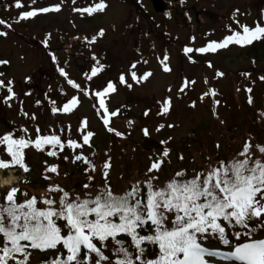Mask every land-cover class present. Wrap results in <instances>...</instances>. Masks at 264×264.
<instances>
[{"label":"rangeland","instance_id":"1","mask_svg":"<svg viewBox=\"0 0 264 264\" xmlns=\"http://www.w3.org/2000/svg\"><path fill=\"white\" fill-rule=\"evenodd\" d=\"M15 2L0 0V19L11 25H0V31L7 32L0 36V60L8 61L0 64V80L12 81L14 92L5 101L9 93L0 88V137L9 134L35 140L38 135H55L63 145H56L55 151L51 144H42L41 150L31 146L24 150L30 171H18L16 183L28 197L39 200L44 194L59 201L62 193H47L49 185H59L73 199L77 194L84 198L86 193L94 197L106 185L122 195L137 181L147 192L143 182L149 176L158 177L152 183L163 188L178 179L177 172L189 178L206 174L246 142L264 145V81L260 79L264 76V35L244 46L233 42L204 53L196 51L211 42H223L233 31L243 33L240 24L264 26V0H167L164 14L155 13L150 0H103L106 8L91 15L82 10L101 0H21L20 8ZM55 5H60L58 11L19 20L21 12ZM185 48L193 51L186 53ZM121 74L131 88L120 83ZM69 79L80 87L70 85ZM109 81L115 90L107 89ZM98 91L103 94L97 96ZM73 96L79 103L70 112L62 111ZM53 108L60 110L53 113ZM88 131L94 135L84 144ZM69 140L78 146L70 147ZM164 149L169 150L166 157ZM49 151L55 155L49 156ZM77 155L89 163L74 161ZM0 157L8 159L3 146ZM161 160L159 170L149 173L151 164ZM106 163L110 167L105 168ZM51 165L57 166L56 172L46 171ZM25 178L30 183H22ZM85 184L90 186L86 189ZM5 192L0 187V202ZM24 199L17 194L18 202ZM36 206L46 207L40 202ZM166 223L171 227V214ZM227 231L235 244L233 230ZM253 238H264V229ZM94 243L100 246L98 240ZM106 244L104 255L114 262L118 246L111 238ZM206 244L230 250L215 238ZM128 251L135 255L132 245ZM157 252L158 247L150 258ZM56 255L57 250L34 254L28 264H43ZM216 264L236 262L218 260Z\"/></svg>","mask_w":264,"mask_h":264},{"label":"snow or ice","instance_id":"2","mask_svg":"<svg viewBox=\"0 0 264 264\" xmlns=\"http://www.w3.org/2000/svg\"><path fill=\"white\" fill-rule=\"evenodd\" d=\"M31 3H35V0H31ZM22 6L21 0H16L15 7ZM105 8L106 4L101 0L100 3L82 11L91 15L93 11H103ZM59 9L60 5H55L24 11L20 13L19 20L34 17L38 12L47 13ZM0 25L11 28L3 19H0ZM239 27L243 29V33L233 31L223 42H211L207 47L196 51L204 53L226 47L228 43L233 42L244 46L264 35V26L259 23L255 28L246 24H240ZM6 35V31H0V36ZM100 35H103V30H100ZM184 51L188 53L193 49L185 48ZM6 63L8 61L0 60V64ZM59 71L61 75L67 76L63 69ZM96 71L97 69L93 68L92 74L95 75ZM2 75L3 73H0V76ZM149 75L151 74L145 73V76ZM217 75L222 76L223 73L218 72ZM132 76L137 79L135 72H132ZM260 79L264 81V76ZM12 83L9 80L5 84L0 80V88H7L9 93L7 97H3L5 101L14 96ZM68 83L75 88L80 87L71 79ZM120 83L132 87L127 84L124 74L120 76ZM107 89L115 90L111 81L107 83ZM247 91L250 93L252 89ZM102 94L96 92L97 96ZM251 102L249 97V103ZM78 103V98L73 96L63 105L62 111L70 112ZM100 103L103 107L104 101L101 100ZM215 103L218 104L219 101ZM59 110L52 109L53 113ZM104 123L107 125L109 121L105 119ZM108 130L113 131L111 128ZM147 134L145 130V135ZM93 135L94 133L88 131L83 137L84 144H89V138ZM116 135L122 134L116 132ZM42 144L60 145L63 148L60 138L55 135H38L35 140L13 138L9 134L0 137V146L4 147V153L8 157H0V178L7 179L9 173L17 178L13 183L2 186L6 188V192L3 203H0V237L3 238V244L0 246V264H9L10 261L12 264H28L31 256L29 247L40 251L57 250L56 257L44 261L43 264H216L218 260L236 264H264V238H253L254 233L264 229V160L253 159L250 152L252 145L249 142L245 143L243 150L238 154L244 157L243 159L221 161L219 166L210 167L206 174L196 173L192 178L185 179V172H177L175 177L179 179L173 178L163 188L154 187L152 181L158 177L149 176L143 182L147 188L146 197H141L139 181L122 195L113 193L111 186L106 185L94 197L86 193L84 198L77 194L74 199L59 185H49L47 193L60 192L62 195L57 201L42 194L39 202L46 207L41 209L36 206L38 198L28 197L27 192L22 191L16 181L19 179L18 171H30L25 162L24 150L29 146L41 150ZM68 145L73 148L78 146L76 141L72 140L68 141ZM256 147L264 154V146ZM168 151L164 149L162 155L166 157ZM47 154L55 155L51 151ZM82 159L89 163L81 155L74 157V161ZM162 162L154 161L148 172L158 171ZM90 167L95 168L94 165ZM107 167H110L108 163L105 164V168ZM46 171L54 173L57 166L51 165ZM104 176L107 178L106 172ZM45 179L49 177L45 176ZM21 182L30 183L26 178ZM89 186L84 185L86 189ZM18 193L25 197L22 202L17 201ZM57 203L59 207H54ZM170 214L171 227L166 223ZM58 220L65 221L66 235L57 223ZM149 223L152 225L149 233L141 234ZM228 228L233 230L232 235L237 241L235 244L229 239ZM238 228L244 231H238ZM121 234L130 238L132 247L136 250L134 256L125 247L126 241L118 239ZM210 237L218 239L230 250L220 251L208 246L206 242ZM110 238L118 246L114 249V262L103 252ZM95 240L100 242L99 247L94 243ZM147 244L158 247L154 258L145 256ZM58 245L63 246L66 255L58 250Z\"/></svg>","mask_w":264,"mask_h":264},{"label":"trees","instance_id":"3","mask_svg":"<svg viewBox=\"0 0 264 264\" xmlns=\"http://www.w3.org/2000/svg\"><path fill=\"white\" fill-rule=\"evenodd\" d=\"M260 146H264V145H260ZM242 150H243V148L237 150L235 153H233V155H232L231 157H229V158L226 157V158L220 160V162H221V161L228 162V161L233 160L234 158L243 159L244 157H241V156L238 155ZM250 152H251V154H252V156H253V159L260 158V159L264 160V154L260 153L259 150H258V148H257L256 146L252 145V147H251V149H250ZM215 166H219V163L216 164ZM207 171H208V170H207ZM184 178H185V179H190V178L187 177V176H185ZM178 179H179V178H178ZM146 193H147V192L145 191V189H144V188H141V197H146ZM20 202H22V201H20ZM38 202H39V200H38ZM0 203H3V202H0ZM57 223L60 225V227H61L62 229H64V221H63V220H58ZM151 228H152V225L149 223V224L147 225V227L141 232V234H143V235H147V234L149 233V231L151 230ZM237 230H239V228H238ZM66 234H67V232H66ZM66 234H65V235H66ZM211 238H212V237H210L209 239H211ZM118 239H121V240L126 241L125 247H127V249H129L130 246L132 245V242H131L130 238L127 237L126 235L121 234V235L118 236ZM22 243H27V242H22ZM2 244H3V238L0 237V246H2ZM146 247H147V251H146V253H145V256H146L147 258H150V257L153 255V253L155 252V250L157 249V247H154V246L151 245V244H147ZM58 250H60V251H65V250L63 249V246H62V245H58ZM28 251L31 252V256H32V255H34V254H42V255H44V253H46V251H54V249H49V250H45V251H40V250L31 249V248L29 247V248H28ZM65 255H66V254H65Z\"/></svg>","mask_w":264,"mask_h":264},{"label":"clouds","instance_id":"4","mask_svg":"<svg viewBox=\"0 0 264 264\" xmlns=\"http://www.w3.org/2000/svg\"><path fill=\"white\" fill-rule=\"evenodd\" d=\"M17 178L12 175V173L8 174L7 179L0 178V187L13 183Z\"/></svg>","mask_w":264,"mask_h":264},{"label":"water","instance_id":"5","mask_svg":"<svg viewBox=\"0 0 264 264\" xmlns=\"http://www.w3.org/2000/svg\"><path fill=\"white\" fill-rule=\"evenodd\" d=\"M152 3L156 12H162L164 10V5H160V0H152Z\"/></svg>","mask_w":264,"mask_h":264}]
</instances>
